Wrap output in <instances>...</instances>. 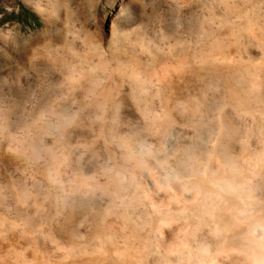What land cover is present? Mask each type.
<instances>
[{"label": "rangeland", "instance_id": "1", "mask_svg": "<svg viewBox=\"0 0 264 264\" xmlns=\"http://www.w3.org/2000/svg\"><path fill=\"white\" fill-rule=\"evenodd\" d=\"M263 130L264 0H0V264H264L196 213L264 211Z\"/></svg>", "mask_w": 264, "mask_h": 264}, {"label": "bare ground", "instance_id": "2", "mask_svg": "<svg viewBox=\"0 0 264 264\" xmlns=\"http://www.w3.org/2000/svg\"><path fill=\"white\" fill-rule=\"evenodd\" d=\"M222 54V53H221ZM202 56V55H201ZM212 58V57H211ZM89 74V73H88ZM173 83V82H172ZM171 86V85H170ZM160 87V86H159ZM204 103V102H203ZM208 104V103H207ZM212 104V103H211ZM211 104H209V105H211ZM169 105H172V104H169ZM206 105V104H205ZM173 106V105H172ZM166 107V106H165ZM169 107V106H168ZM175 106H173V108H174ZM207 107V106H206ZM213 108V107H212ZM215 108V107H214ZM242 108H244V107H242ZM257 108V107H256ZM203 110H204V108H203ZM237 111H238V109H236ZM240 110V109H239ZM236 111V112H237ZM245 113L247 112V113H249V112H251V110H249V111H245V110H243ZM243 111H240V112H242L243 113ZM261 111V110H260ZM254 112H257V111H254ZM259 112V111H258ZM257 112V113H258ZM207 113V112H206ZM257 113H255V114H257ZM221 114H223V113H221ZM234 114H236V113H234ZM237 114H238V112H237ZM212 115H213V113H212ZM212 115H210V116H212ZM249 115H250V113H249ZM208 116H209V114H208ZM234 116V115H233ZM239 116H240V114H239ZM255 116V115H254ZM263 116V115H262ZM201 117H203V116H201ZM206 117V116H205ZM236 117V116H235ZM225 118V117H224ZM199 119V118H198ZM203 119V118H202ZM229 119V118H228ZM238 119V118H237ZM208 120V119H207ZM232 120H235V118L234 119H232ZM203 122H204V120H202ZM231 121V120H230ZM200 122V121H199ZM229 123V122H228ZM234 123V122H233ZM232 123V124H233ZM254 123V122H253ZM196 124V123H195ZM205 124V123H204ZM255 124V123H254ZM226 125V124H225ZM194 126H196V125H194ZM201 126V125H200ZM200 126L198 125L197 126V128L198 129H200ZM227 126V125H226ZM258 126V125H257ZM256 126V127H257ZM202 128L203 127H201V135H203V137H204V134H202L203 132H202ZM254 128V127H253ZM230 129V128H229ZM233 129V128H232ZM235 129V128H234ZM259 129V128H258ZM257 129V130H258ZM225 130V129H224ZM223 130V131H224ZM237 130V129H236ZM232 131H234V130H232ZM260 131H261V129H260ZM260 131H259V133H260ZM264 131V130H263ZM212 132V131H211ZM210 132V133H211ZM227 131L225 130V132L224 133H226ZM236 132V131H235ZM221 133V134H220ZM220 133L218 134V135H216V138H215V144L216 145H224V147H225V145L226 144H229V142L228 143H225V144H223V142H226L228 139H227V137H226V135L224 136V133H222V131H220ZM240 133V132H239ZM256 133V132H255ZM207 134H208V132H207ZM216 134V133H215ZM214 134V135H215ZM229 134V133H228ZM261 134V133H260ZM206 135V134H205ZM230 135V134H229ZM262 135V134H261ZM198 136V135H197ZM211 136V135H210ZM202 137V138H203ZM214 137V136H213ZM225 137H226V141H223L222 140V138L225 140ZM230 137V136H229ZM234 137V136H233ZM207 138H208V136H207ZM211 138H212V136L210 137V140H211ZM263 138H264V136H263ZM195 139V138H194ZM199 139V138H198ZM197 139V140H198ZM214 139V138H213ZM234 139V138H233ZM200 140V139H199ZM201 141V140H200ZM199 141V142H200ZM229 141L230 142H232L233 140L231 139H229ZM236 141V140H235ZM194 142H195V140L193 141V144H194ZM247 142H248V140H247ZM253 142V141H252ZM201 143V142H200ZM192 144V145H193ZM197 144V143H196ZM199 144V143H198ZM208 144V143H207ZM206 144V145H207ZM210 144V143H209ZM208 144V145H209ZM214 144V143H213ZM233 144H234V142H233ZM248 145H251L250 144V142H248L247 143ZM247 144H245V145H247ZM260 144H261V142H260ZM202 146H203V144H201ZM207 145V146H208ZM212 145V144H211ZM216 145H212V146H214V147H216ZM231 145V144H230ZM245 145L243 144L242 145V148H243V146L245 147ZM247 145V147H249ZM191 146V145H190ZM205 146V145H204ZM211 146V147H212ZM234 146V145H233ZM237 146V145H236ZM185 146H183L182 148H184ZM210 147V148H211ZM226 147H229L230 148V146L228 145V146H226ZM238 147V146H237ZM252 147V146H251ZM256 147V146H255ZM141 148H143V147H141ZM190 148V147H189ZM196 148V147H195ZM201 148H203L204 149V147H200L199 149H201ZM206 148V147H205ZM210 148H209V150H208V147H207V151H210ZM217 148V147H216ZM216 148H214L215 150H216ZM228 148V149H229ZM232 148V147H231ZM254 148V147H253ZM214 149H212V151L214 150ZM220 149V148H219ZM219 149H217V151L219 150ZM234 148H232V151L234 152V150H233ZM240 149V148H239ZM246 150V148H243V150ZM249 149V148H248ZM251 149V148H250ZM249 149V150H250ZM255 149V148H254ZM141 150V149H140ZM178 150V149H177ZM176 150V152H178ZM214 150V152H213V154H214V156H215V154H217L218 156L219 155H221L222 156V154H218V153H221V152H219L218 151V153H216V151ZM224 150V149H223ZM237 150V149H236ZM242 150V149H241ZM256 150V149H255ZM263 150H264V148H263ZM263 150L262 151H260V153H264L263 152ZM195 151V150H194ZM198 151V150H197ZM211 151V152H212ZM187 152H188V150H187ZM202 152V151H201ZM206 152V151H205ZM233 152H232V154H233ZM239 152V151H238ZM242 152V151H241ZM240 152V153H241ZM246 151H244V153H245ZM248 152V151H247ZM250 152V151H249ZM181 153V152H180ZM204 153V152H203ZM210 153V152H209ZM229 153V152H228ZM243 153V154H244ZM183 154V153H182ZM212 154V155H213ZM226 154V153H225ZM237 154V153H236ZM249 154V153H248ZM247 154V155H248ZM259 153H257V155H258ZM178 155V154H177ZM224 155V154H223ZM252 155V154H251ZM263 156H264V154H262ZM179 156V155H178ZM220 156V157H221ZM225 156V155H224ZM239 156V155H238ZM216 157V156H215ZM228 157H229V155H228ZM247 157V156H246ZM245 157V155L244 156H241V159L242 158H244V160L243 161H245V159L246 160H248V158L250 157H247L246 158ZM259 157H262V156H259ZM224 158H227V157H224ZM223 158V159H224ZM230 158V157H229ZM257 158V157H256ZM181 159V158H180ZM231 159H232V157H231ZM251 159L252 158H250V161H251ZM226 160H228V158L226 159ZM236 161H237V159H236ZM240 160H238V162H239ZM249 161V162H250ZM260 161V160H259ZM258 162V161H257ZM262 161H260V163H261ZM224 163H226V161L224 162ZM228 163V162H227ZM237 163V162H236ZM243 163H245V162H243ZM246 163H248V161L246 162ZM252 163V162H251ZM263 163V162H262ZM261 163V164H262ZM235 164V163H234ZM242 164V163H241ZM261 164H260V166H261ZM221 165V164H220ZM224 165V164H223ZM226 165V164H225ZM224 165V166H225ZM237 165H238V163L236 164V167L233 165V163H229L228 164V166H226V167H228V168H226V170H227V176H224V179H222V182L220 181V179L221 178H216L215 180H216V187H222L226 192H225V194L226 193H236L237 195H241V194H245V196H247V198L248 197H252L253 196V194H252V191H254V189H251L252 187H249L247 190H245V192L243 191H239V188H240V184L242 183V182H244V180H245V178L246 179H248L249 178V171H250V169H248L249 171L248 172H246L247 174H243V175H247L245 178H243V180L241 181L240 179H238V178H240V177H238L237 176V172H241V169H239L240 167L238 166V168H237ZM240 165V164H239ZM246 165V164H245ZM183 166V165H182ZM246 166H248L249 167V164L248 165H246ZM246 166H245V168H246ZM255 166L258 168V164L257 165H255L254 164V166H251V167H254V169H255ZM220 167V166H219ZM182 167H180V169H181ZM237 168V169H236ZM244 168V169H245ZM256 168V169H257ZM262 168H264V167H262ZM223 169V168H222ZM251 169H253V168H251ZM253 169V170H254ZM255 169V170H256ZM186 170V169H185ZM184 170V171H185ZM225 170V169H224ZM225 170V171H226ZM238 170H240V171H238ZM260 170H261V167H260ZM194 171V170H193ZM192 171V172H193ZM209 171V170H208ZM242 171H243V169H242ZM186 172V171H185ZM213 172V171H212ZM261 172H263V171H261ZM182 173H184V172H182ZM252 173V172H251ZM260 172H258L257 174H259ZM192 174V173H191ZM210 174H212L211 173V171H210ZM242 174V173H241ZM254 174V173H253ZM252 174V175H253ZM255 174H256V172H255ZM187 175V174H186ZM197 175V174H196ZM259 175H261V177L263 176L261 173L259 174ZM185 176V175H184ZM218 176H219V174H218ZM255 176H257V175H255ZM191 177V176H190ZM196 177V176H195ZM195 177H192L191 179H192V181H193V179L195 178ZM198 177V176H197ZM196 177V178H197ZM113 179V178H112ZM111 179V180H112ZM116 179V178H115ZM115 179H113V180H115ZM200 179V178H199ZM208 179L210 180V178L208 177ZM256 180H257V178H256ZM191 181V182H192ZM196 181V180H195ZM202 181V182H201ZM206 181V180H205ZM248 181V180H247ZM247 181H245V182H247ZM252 181V178H251V180L250 181H248V183L249 182H251ZM194 182V181H193ZM200 182L201 183H203L204 184V181L202 180V179H200ZM199 181H197L196 182V184L198 185V186H201V183H200ZM209 182V181H208ZM254 182V181H253ZM252 182V183H253ZM263 183H264V181H262ZM117 183H118V181H117ZM117 183H116V185H117ZM195 183V182H194ZM212 183V182H211ZM215 183V182H214ZM256 183V182H255ZM260 183V182H259ZM114 184V183H113ZM188 184H189V181H188ZM187 184V185H188ZM242 184H244V183H242ZM190 185V184H189ZM192 186H195V185H193V184H191ZM213 185V184H212ZM244 185H246V184H244ZM248 185H250V184H248ZM114 186V185H113ZM206 186V185H205ZM247 186V185H246ZM259 186V185H258ZM120 187V186H119ZM190 187V186H189ZM254 187V186H253ZM262 186H260V188H261ZM116 188V187H115ZM114 188V189H115ZM257 186H256V189L255 190H257ZM241 189V188H240ZM263 189V188H262ZM135 190H137V189H135ZM140 190V189H139ZM139 190H137V191H139ZM219 190H220V188H219ZM78 191V190H77ZM116 191V190H115ZM120 191V190H119ZM122 191V190H121ZM121 191H120V193H121ZM260 191H261V189H260ZM264 191V190H263ZM76 192V191H75ZM83 192V191H82ZM142 192V191H141ZM219 192V191H218ZM222 192V191H221ZM137 194L138 192H134V194ZM217 193V192H216ZM257 193V192H256ZM83 194V193H82ZM115 194H117V193H115ZM139 194V193H138ZM138 194H137V197H142V196H140V194H139V196H138ZM219 194V193H218ZM258 194V193H257ZM75 195H76V193H75ZM80 195V194H79ZM141 195H143V194H141ZM220 195V194H219ZM232 195V194H231ZM136 196V195H135ZM134 196V197H135ZM256 196V195H255ZM259 196V195H258ZM77 196H75V198H76ZM118 198V197H117ZM136 198V197H135ZM238 199V198H237ZM259 199L260 200H264V197L261 195L260 197H259ZM74 200V199H73ZM226 200H227V202H228V204H229V206L230 207H232V208H235V202H233V200H232V198L231 197H229V196H227L226 197ZM239 200V199H238ZM250 200V199H249ZM253 200V199H252ZM255 200V199H254ZM77 200H75L74 202H76ZM223 201V200H222ZM73 202V201H72ZM264 202V201H263ZM250 203H252V202H250ZM250 203H248L249 205H247L246 207H244V210L245 211H248L249 213H248V215H245V216H243L242 218H241V220H240V224L238 223L237 224V218H236V215H235V213L233 214V213H231V214H228V218L225 220V221H222V222H220V218H219V216L215 213V209L213 208V207H206V208H201V209H196V213L198 214V215H201V216H204L205 218H206V220H208V221H212L213 222V225H212V231H213V233H215V234H220L221 232H224L226 235H235V234H238V233H245V232H247L245 235H244V239H246V241L247 242H249V244L251 245H253V246H255V248H258L260 251H262L263 253H264V211H263V208L262 207H258V206H256V207H253V206H251L250 205ZM72 204V203H71ZM74 204V203H73ZM163 204V203H162ZM264 204V203H263ZM79 205V204H78ZM153 205V204H152ZM151 205V206H152ZM145 206V205H144ZM150 206V205H149ZM159 206V205H158ZM157 206V207H158ZM132 207V206H131ZM220 207V206H219ZM72 208H73V206H72ZM155 208H156V206H155ZM226 208H227V206H226ZM144 209V208H143ZM142 209V210H143ZM145 209H146V207H145ZM158 209H159V207H158ZM158 209H156V210H158ZM152 210V209H151ZM154 210L155 209H153V211H152V217H153V213H155V212H157V211H155L154 212ZM227 210V209H226ZM195 211V210H194ZM73 212V211H72ZM142 212V211H141ZM132 213V212H131ZM158 213V212H157ZM160 213V212H159ZM220 213V212H219ZM223 213V212H222ZM148 215V214H147ZM161 215V214H160ZM151 216V215H150ZM147 217H149V215L147 216ZM145 219H146V217H145ZM148 219V218H147ZM154 219V218H153ZM153 219H151V220H153ZM216 220V221H215ZM145 221V220H144ZM147 221V220H146ZM149 221V220H148ZM142 228V227H141ZM252 233V234H257V233H259V234H261L260 235V238L258 239H255L254 237L253 238H251L250 236V234L249 233ZM113 233V232H112ZM115 234V233H114ZM111 238V237H110ZM245 241V242H246ZM128 242V241H127ZM107 243V242H106ZM109 243H110V241H109ZM117 243V242H116ZM129 243V242H128ZM78 244H80V243H78ZM102 244H103V242H102ZM146 243H144V245H145ZM238 244V243H237ZM249 244H247L246 246H248V248H251V247H249ZM84 245V244H83ZM111 245V244H110ZM105 246V245H104ZM107 246V245H106ZM147 246V245H146ZM145 246V247H146ZM242 246H243V248H244V244H242ZM119 247V246H118ZM140 248V247H139ZM247 248V247H246ZM77 249V248H76ZM240 249V248H239ZM245 249V248H244ZM245 251V250H244ZM256 250L254 249V251H253V253L255 252ZM257 252V251H256ZM175 256V255H174ZM250 255L248 254V257H249ZM258 257V256H257ZM253 257H251V259H252ZM254 259H255V257H254ZM260 259V258H259ZM146 260V259H145ZM215 261V260H214ZM242 263V262H241ZM249 263V262H248ZM256 264H258L257 262H255ZM260 263H263V259H262V261L260 262Z\"/></svg>", "mask_w": 264, "mask_h": 264}]
</instances>
